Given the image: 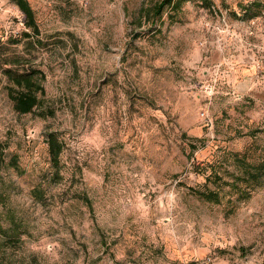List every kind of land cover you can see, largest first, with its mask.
<instances>
[{"label": "rangeland", "instance_id": "rangeland-1", "mask_svg": "<svg viewBox=\"0 0 264 264\" xmlns=\"http://www.w3.org/2000/svg\"><path fill=\"white\" fill-rule=\"evenodd\" d=\"M27 1L37 36L0 0L11 264H264V176L244 169L264 158V0H190L154 23L159 0ZM7 67L36 71L32 112Z\"/></svg>", "mask_w": 264, "mask_h": 264}, {"label": "trees", "instance_id": "trees-1", "mask_svg": "<svg viewBox=\"0 0 264 264\" xmlns=\"http://www.w3.org/2000/svg\"><path fill=\"white\" fill-rule=\"evenodd\" d=\"M190 0H159L151 9L152 22L154 23L155 18L158 20L161 18L165 10L171 12H178L184 2ZM19 10L25 16V25L31 30V33L24 32L25 36L30 37L31 35L37 36L39 34V28L35 21L34 12L27 0H14ZM9 81L12 83L10 86L9 95L13 101V107L18 113H29L38 105V91L43 92V88L39 85L36 77V71L33 69H25L19 71L7 67L5 69ZM47 149L49 162L51 166L58 169L60 165V155L63 149V143L61 139L56 135L55 132L50 131L46 135ZM245 172L248 174H256L255 179L259 181L261 175L264 176V158H262L257 164L247 163L244 167ZM38 191V189H37ZM36 189L33 191L36 195ZM197 193L203 196L207 200H218V194L215 192H203L197 191ZM5 201L3 195L0 193V204ZM20 223L15 220L4 225L0 222V264H11V261L6 257V249L11 245L8 239L15 236L19 238V227ZM2 256V257H1ZM113 264H125L124 262L117 260L113 253L110 254Z\"/></svg>", "mask_w": 264, "mask_h": 264}, {"label": "built area", "instance_id": "built-area-1", "mask_svg": "<svg viewBox=\"0 0 264 264\" xmlns=\"http://www.w3.org/2000/svg\"><path fill=\"white\" fill-rule=\"evenodd\" d=\"M208 260H209V258H208Z\"/></svg>", "mask_w": 264, "mask_h": 264}]
</instances>
